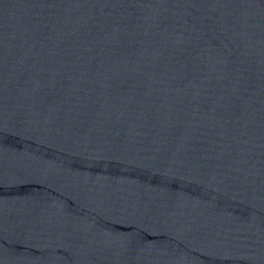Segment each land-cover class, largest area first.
Instances as JSON below:
<instances>
[{"label": "water", "instance_id": "95a60500", "mask_svg": "<svg viewBox=\"0 0 264 264\" xmlns=\"http://www.w3.org/2000/svg\"><path fill=\"white\" fill-rule=\"evenodd\" d=\"M0 264H264V0H0Z\"/></svg>", "mask_w": 264, "mask_h": 264}]
</instances>
